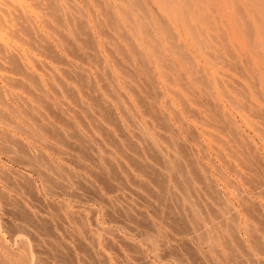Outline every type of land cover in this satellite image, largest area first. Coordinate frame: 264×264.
Wrapping results in <instances>:
<instances>
[{
  "label": "rangeland",
  "instance_id": "obj_1",
  "mask_svg": "<svg viewBox=\"0 0 264 264\" xmlns=\"http://www.w3.org/2000/svg\"><path fill=\"white\" fill-rule=\"evenodd\" d=\"M8 1L0 264H264V0Z\"/></svg>",
  "mask_w": 264,
  "mask_h": 264
},
{
  "label": "bare ground",
  "instance_id": "obj_2",
  "mask_svg": "<svg viewBox=\"0 0 264 264\" xmlns=\"http://www.w3.org/2000/svg\"><path fill=\"white\" fill-rule=\"evenodd\" d=\"M6 1V0H5ZM8 1V0H7ZM15 1V0H14ZM34 1V0H33ZM36 1H39V0H36ZM57 1V0H56ZM85 1V0H84ZM102 1V0H101ZM126 1H128V0H126ZM136 1V0H135ZM183 1V0H182ZM189 1V0H188ZM205 1V0H204ZM3 2V1H2ZM93 2V1H92ZM95 2V1H94ZM106 2V1H105ZM165 2V1H164ZM184 2H186V4L188 3L187 2V0L185 1L184 0ZM189 2H192V1H189ZM197 2V1H196ZM8 3H9V1H8ZM31 3V2H30ZM52 3H54V2H52ZM74 3V2H73ZM133 3V2H132ZM207 3V2H206ZM213 3H215V2H213ZM1 4H3V3H1ZM34 4V3H33ZM32 4V5H33ZM96 4V3H95ZM107 4V3H106ZM105 4V5H106ZM134 4V3H133ZM141 4H143V3H141ZM166 4H167V2H166ZM25 5V4H24ZM29 5V4H28ZM196 5H197V3H196ZM199 5V4H198ZM197 5V6H198ZM5 6V5H4ZM11 6V5H10ZM36 6V5H35ZM40 6V5H39ZM46 6H47V4H46ZM54 6H57L56 4L54 5ZM53 6V7H54ZM63 6V5H62ZM186 6H188V4L186 5ZM185 6V7H186ZM224 6V5H223ZM12 7V6H11ZM22 7V6H21ZM38 7V6H37ZM47 7H49L50 8V6H47ZM52 7V8H53ZM73 7V6H72ZM179 7V6H178ZM19 8V7H18ZM22 8H24V7H22ZM48 8V9H49ZM52 8H50L49 10H51ZM181 8V7H180ZM190 8H191V3H190ZM1 9H3V10H1ZM12 9V8H11ZM45 9H46V7H45ZM55 9V8H54ZM57 9V8H56ZM55 9V10H56ZM146 9V8H145ZM201 9V8H200ZM218 9V8H217ZM0 10L1 11H4L5 10V8H0ZM47 10V9H46ZM53 10V9H52ZM74 10V9H73ZM120 10V9H119ZM205 10V9H204ZM227 10V9H226ZM235 10V9H234ZM186 11V10H185ZM192 11V10H191ZM5 12H6V10H5ZM11 12V11H10ZM59 12V11H58ZM103 12V11H102ZM206 12V11H205ZM236 12V11H235ZM13 13V12H12ZM22 13V12H21ZM46 13V12H45ZM45 13H44V15H45ZM49 13V12H48ZM50 13H51V11H50ZM62 13V12H61ZM194 13V12H193ZM196 13V12H195ZM1 14V13H0ZM47 14V13H46ZM58 14V13H57ZM103 14V13H102ZM124 14V13H123ZM226 15H227V13H225ZM12 15H14V13L12 14ZM80 15V14H79ZM112 15V14H111ZM130 14H128V16H129ZM224 15V14H223ZM7 16V15H6ZM68 16V15H67ZM255 16V15H254ZM8 17V16H7ZM24 17V16H23ZM61 17V16H60ZM66 17V16H65ZM69 17V16H68ZM109 17V16H108ZM176 17V16H175ZM198 17V16H197ZM202 17V16H201ZM205 17V16H204ZM209 17V16H208ZM229 17V16H228ZM1 18V17H0ZM10 18V17H9ZM16 18V17H15ZM14 18V19H15ZM19 18V17H18ZM49 18H53V16H51V17H49ZM112 18V17H111ZM129 18V17H128ZM143 18V17H142ZM219 18V17H218ZM244 18V17H243ZM13 19V18H12ZM17 19V18H16ZM34 19V18H33ZM87 19V18H86ZM108 19V18H107ZM113 19V18H112ZM111 19V20H112ZM156 19V18H155ZM173 19V18H172ZM204 19V18H203ZM255 19V18H254ZM0 20H2L3 21V19H0ZM6 20V19H5ZM17 20H19V19H17ZM20 20H22L21 18H20ZM53 20V19H52ZM57 20V19H56ZM60 20H61V18H60ZM59 20V21H60ZM96 20V19H95ZM200 20V19H199ZM236 20V19H235ZM245 20V19H244ZM6 21H8L9 22V20H6ZM23 21V20H22ZM44 21H45V19H44ZM129 21V20H128ZM205 21V20H204ZM228 21V20H227ZM1 22V21H0ZM24 22V21H23ZM43 22V18H42V21H41V23ZM61 22V21H60ZM59 22V23H60ZM69 22V21H68ZM82 22V21H81ZM3 23V22H2ZM45 23V22H44ZM54 23V22H53ZM120 23V22H119ZM33 24V23H32ZM251 24V23H250ZM2 25V24H1ZM48 25V24H47ZM63 25V24H62ZM72 25V24H71ZM80 25V24H79ZM86 25V24H85ZM113 25V24H112ZM131 25V24H130ZM169 25V24H168ZM240 25V24H239ZM3 26H5V24H3L2 25V27ZM22 26H24V25H22ZM34 26V25H33ZM164 26V25H163ZM178 26V25H177ZM261 26H262V23H261ZM27 27V26H26ZM35 27V26H34ZM50 27V26H49ZM70 27V26H69ZM82 27V26H81ZM151 26H149V28H150ZM159 27V26H158ZM191 27V26H190ZM226 27V26H225ZM51 28V27H50ZM192 28V27H191ZM193 28H194V26H193ZM251 28V27H250ZM253 28V27H252ZM0 29H3V28H0ZM34 29H36V28H34ZM52 29V28H51ZM66 29V28H65ZM115 29V28H114ZM113 29V30H114ZM117 29V28H116ZM151 29H152V27H151ZM249 29V28H248ZM13 30H14V28H13ZM22 30V29H21ZM71 30V29H70ZM123 30V29H122ZM161 30H162V28H161ZM194 30H195V28H194ZM251 30V29H250ZM257 30V29H256ZM24 31V30H23ZM53 31H54V29H53ZM86 31V30H85ZM253 31H254V29H253ZM28 33H29V31H27ZM32 32V31H31ZM87 32V31H86ZM153 32H155V31H153ZM168 32V31H167ZM195 32V31H194ZM8 33V32H7ZM11 33V32H10ZM23 33V32H22ZM21 33V34H22ZM81 33H82V31H81ZM80 33V34H81ZM127 33V32H126ZM152 33V32H151ZM249 33V32H248ZM6 34V33H5ZM13 34H15L14 32H13ZM31 34V33H30ZM59 34V33H58ZM57 34V35H58ZM82 34H84V33H82ZM102 34V33H101ZM128 34V33H127ZM137 34V33H136ZM192 34H195V33H192ZM12 35V34H11ZM41 35V34H40ZM90 35V34H89ZM123 35V34H122ZM8 36V35H7ZM14 36V35H13ZM17 36V35H16ZM28 36V35H27ZM43 36V35H42ZM59 36V35H58ZM61 36H62V34H61ZM74 36V35H73ZM111 36V35H110ZM118 36V35H117ZM124 36V35H123ZM44 37V36H43ZM60 37V36H59ZM67 37V36H66ZM76 37V36H75ZM221 37V36H220ZM12 38V37H11ZM10 38V39H11ZM29 38V37H28ZM62 38V37H61ZM121 38H122V36H121ZM151 38V37H150ZM159 38V37H158ZM30 39V38H29ZM45 39V38H44ZM77 39V38H76ZM85 39V38H84ZM138 39V38H137ZM63 40V39H62ZM65 40V39H64ZM159 40V39H158ZM33 42V41H32ZM35 42V41H34ZM44 42V41H43ZM69 42H71V41H69ZM68 42V43H69ZM79 42V41H78ZM157 42H159V41H157ZM156 42V43H157ZM256 42V41H255ZM36 43V42H35ZM64 43V42H63ZM66 43V42H65ZM73 43V42H72ZM131 43V42H130ZM249 43V42H248ZM10 44V43H9ZM74 44V43H73ZM132 44V43H131ZM150 44V43H149ZM2 45V44H1ZM0 45V46H1ZM13 45V44H12ZM37 45H39V44H37ZM36 45V46H37ZM44 45H45V43H44ZM57 45V44H56ZM77 45V44H76ZM173 45V44H172ZM175 45H176V43H175ZM30 46V45H29ZM35 46V47H36ZM59 46V45H58ZM237 46V45H236ZM5 47V46H4ZM47 47V46H46ZM46 47H44V48H46ZM63 47V46H62ZM260 47V46H259ZM258 47V48H259ZM29 48V47H28ZM77 48V47H76ZM96 48V47H95ZM163 48V47H162ZM73 49V48H72ZM139 49V48H138ZM154 49V48H153ZM36 50V49H35ZM97 50V49H96ZM112 50V49H111ZM125 50V49H124ZM164 51L166 50V48L165 49H163ZM5 51H6V48H5ZM41 51V50H40ZM82 51H84V49H82ZM167 51V50H166ZM96 52V51H95ZM137 52H138V50H137ZM140 52H142V51H140ZM153 52V51H152ZM88 53H90V52H88ZM97 53V52H96ZM9 54V53H8ZM133 54V53H132ZM136 54V53H135ZM141 54H143V53H141ZM228 54V53H227ZM73 55V54H72ZM79 55H82V54H79ZM95 55V54H94ZM134 55V54H133ZM137 55V54H136ZM182 55H183V53H182ZM9 56V55H8ZM59 56V55H58ZM86 56V55H85ZM84 56V57H85ZM140 56V55H139ZM144 56V55H143ZM5 57H7V56H5ZM11 57V56H10ZM73 57V56H72ZM81 57V56H80ZM142 57V56H141ZM186 57V56H185ZM50 58V57H49ZM56 58V57H55ZM136 58V57H135ZM156 58V57H155ZM179 58V57H178ZM181 58V57H180ZM94 59V58H93ZM142 59V58H141ZM166 59V58H165ZM7 60V59H6ZM9 60V59H8ZM34 60V59H33ZM62 60V59H61ZM132 60V59H131ZM4 61V60H3ZM11 61L12 60H10V63H11ZM102 61V60H101ZM114 61V60H113ZM115 62V61H114ZM221 62V61H220ZM226 62V61H225ZM6 63V62H5ZM9 63V64H10ZM16 63V62H15ZM116 63V62H115ZM140 63V62H139ZM195 63V62H194ZM128 64V63H127ZM148 64V63H147ZM163 64V63H162ZM235 64V63H234ZM2 65V64H1ZM0 65V67L2 68V66ZM14 65V64H13ZM37 65V64H36ZM145 65V64H144ZM164 65V64H163ZM46 66H48V65H46ZM76 66V65H75ZM4 67V66H3ZM11 67L12 68H14L12 65H11ZM45 67V66H44ZM231 67V66H230ZM234 67V66H233ZM5 68V67H4ZM11 68V69H12ZM48 68V67H47ZM128 68V67H127ZM15 69V68H14ZM19 69V68H18ZM121 69V68H120ZM125 69V68H124ZM131 69V68H130ZM137 69V68H136ZM3 70V69H2ZM122 70V69H121ZM134 70V69H133ZM160 70V69H159ZM200 70V69H199ZM198 70V71H199ZM233 70V69H232ZM242 70V69H241ZM30 71V70H29ZM123 71V70H122ZM137 71V70H136ZM145 71V70H144ZM187 71V70H186ZM197 71V72H198ZM23 72V71H22ZM73 72V71H72ZM79 72V71H78ZM180 72V71H179ZM243 72V71H242ZM163 73V72H162ZM34 74V73H33ZM70 74V73H69ZM135 74V73H134ZM27 75V74H26ZM25 75V76H26ZM47 75V74H46ZM78 75V74H77ZM183 75V74H182ZM99 76V75H98ZM8 77V79H9V76H7ZM114 77V76H113ZM182 77V76H181ZM26 78V77H25ZM28 78V77H27ZM33 78V77H32ZM56 78V77H55ZM55 78H53L54 80H56ZM71 78V77H70ZM104 78V77H103ZM120 78H122V77H120ZM154 78V77H153ZM168 78V77H167ZM191 78V77H190ZM233 78V77H232ZM72 79V78H71ZM132 79V78H131ZM11 79H9L8 81H10ZM95 80V79H94ZM113 80V79H112ZM152 80V79H151ZM167 80V79H166ZM200 80V79H199ZM7 81V83H9ZM71 81V80H70ZM146 81V80H145ZM172 81V80H171ZM194 81V80H193ZM11 82V81H10ZM33 82V81H32ZM37 82V81H36ZM63 82V81H62ZM108 82H110V81H108ZM127 82V81H126ZM125 82V83H126ZM141 82V81H140ZM153 82H156V80L154 81L153 80ZM12 84L14 83V81L13 82H11ZM152 83V82H151ZM10 84V83H9ZM21 84V83H20ZM23 84V83H22ZM63 84V83H62ZM100 84V83H99ZM128 85V84H127ZM126 85V86H127ZM165 85V84H164ZM187 85V84H186ZM60 86V85H59ZM81 86V85H80ZM96 86V85H95ZM116 86V85H115ZM180 86V85H179ZM53 87V86H52ZM36 88V87H35ZM69 88V87H68ZM181 88H182V86H181ZM195 88V87H194ZM209 88V87H208ZM29 90H31V89H29ZM142 90V89H141ZM168 90H170V89H168ZM210 90V89H209ZM32 91V90H31ZM80 91V90H79ZM118 91V90H117ZM145 91H146V89H145ZM160 91V90H159ZM171 91V90H170ZM176 91V90H175ZM190 91V90H189ZM71 92V91H70ZM97 92V91H96ZM119 92V91H118ZM117 92V93H118ZM188 92V91H187ZM81 93V92H80ZM121 93V92H120ZM137 93V92H136ZM197 93V92H196ZM210 93V92H209ZM259 93V92H258ZM7 94V93H6ZM89 94V93H88ZM116 94V93H115ZM146 94V93H145ZM152 94V93H151ZM162 95V94H161ZM116 96H117V94H116ZM91 97V96H90ZM112 97V96H111ZM121 97H123V96H121ZM120 97V98H121ZM175 97V96H174ZM231 97V96H230ZM246 97V96H245ZM126 98V97H125ZM137 98H138V96H137ZM136 99V98H135ZM204 99V98H203ZM206 99V98H205ZM207 99H208V97H207ZM114 100H115V98H114ZM118 100V99H117ZM155 100H156V98H155ZM198 100V99H197ZM1 101V100H0ZM90 101V100H89ZM102 101V100H101ZM152 101V100H151ZM207 101V100H206ZM216 101V100H215ZM251 101V100H250ZM13 102V101H12ZM97 102V101H96ZM108 102V101H107ZM193 102V101H192ZM5 103V102H4ZM14 103V102H13ZM91 103V102H90ZM136 103H137V101H136ZM152 103V102H151ZM218 103V102H217ZM217 103H216V105H217ZM0 104H2V103H0ZM206 104V103H205ZM215 104V103H214ZM3 105V104H2ZM5 105V104H4ZM9 105V104H8ZM18 105V104H17ZM150 105V104H149ZM152 105V104H151ZM201 105V104H200ZM22 106V105H21ZM190 106V105H189ZM80 107V106H79ZM33 108V107H32ZM126 108V107H125ZM142 108V107H141ZM216 108V107H215ZM222 108V107H221ZM23 109V108H22ZM68 109V108H67ZM128 109V108H127ZM172 109V108H171ZM212 109H214V108H212ZM217 109V108H216ZM13 110V109H12ZM96 110V109H95ZM102 110V109H101ZM173 110V109H172ZM97 111H98V109H97ZM175 111V110H174ZM213 111V110H212ZM214 111H216V110H214ZM10 112V111H9ZM157 112V111H156ZM194 112V111H193ZM197 112V111H196ZM1 113V112H0ZM143 113V112H142ZM178 113V112H177ZM23 114V113H22ZM91 114V113H90ZM97 114V113H96ZM176 114V113H175ZM187 114V113H186ZM192 114V113H191ZM194 114V113H193ZM14 115V114H13ZM188 115V114H187ZM198 115V114H197ZM196 115V116H197ZM3 116V115H2ZM1 116V117H2ZM41 116V115H40ZM63 116V115H62ZM105 116V115H104ZM165 116V115H164ZM179 116V115H178ZM216 116H219V115H216ZM43 117V116H42ZM125 117V116H124ZM5 118V117H4ZM19 118V117H18ZM17 118V119H18ZM153 118V117H152ZM176 118V117H175ZM216 118V117H215ZM226 118V117H225ZM6 119V118H5ZM33 119V118H32ZM31 119V120H32ZM126 119V118H125ZM132 119V118H131ZM218 119V118H217ZM216 119V120H217ZM231 119V118H230ZM117 120V119H116ZM124 120V119H123ZM176 120V119H175ZM219 120V119H218ZM41 121V120H40ZM39 121V122H40ZM148 121V120H147ZM163 121V120H162ZM197 121H198V119H197ZM221 121V120H220ZM46 122V121H45ZM97 122V121H96ZM117 122V121H116ZM130 122V121H129ZM134 122V121H133ZM169 122V121H168ZM223 122V121H222ZM225 122V121H224ZM11 123V122H10ZM9 123V124H10ZM93 123V122H92ZM125 123V122H124ZM139 123V122H138ZM227 123V122H226ZM225 123V124H226ZM12 124V123H11ZM47 124V123H46ZM131 124V123H130ZM156 123H154V125H155ZM185 124V123H184ZM235 124V123H234ZM70 125V124H69ZM97 125H98V123H97ZM100 125V124H99ZM125 125V124H124ZM152 125V124H151ZM157 125V124H156ZM161 125H165V124H161ZM12 126V125H11ZM20 126V125H19ZM35 126V125H34ZM138 126V125H137ZM141 126V125H140ZM168 126V125H167ZM221 126V125H220ZM232 126H234V125H232ZM264 126V125H263ZM151 127V126H150ZM156 127V126H155ZM12 128H14V129H16L15 127H12ZM31 128V127H30ZM29 128V129H30ZM105 128V127H104ZM158 128V127H157ZM162 128V127H161ZM220 128V127H219ZM19 129V128H18ZM41 129V128H40ZM95 129V128H94ZM192 129V128H191ZM221 129V128H220ZM225 129H227V128H225ZM228 129H229V127H228ZM233 129H235V127L233 128ZM28 130V129H27ZM31 130V129H30ZM116 130V129H115ZM50 131V130H49ZM53 131V130H52ZM54 131H55V129H54ZM26 132V131H25ZM43 132V131H42ZM105 132V131H104ZM124 132V131H123ZM235 133H236V131H234ZM34 133V132H33ZM53 133V132H52ZM119 133V132H118ZM178 133V132H177ZM225 133V132H224ZM36 134V133H35ZM67 134V133H66ZM120 134V133H119ZM227 134V133H226ZM229 134V133H228ZM2 135H4V133L2 134ZM39 135V134H38ZM194 135V134H193ZM210 135V134H209ZM231 135V134H230ZM33 137V136H32ZM56 137V136H55ZM70 137V136H69ZM86 137V136H85ZM84 137V138H85ZM153 137V136H152ZM231 137V136H230ZM3 138H5V137H3ZM8 138V137H7ZM135 138V137H134ZM219 138H221V137H219ZM246 138V137H245ZM6 139V138H5ZM11 139V138H10ZM88 139V138H87ZM123 139V138H122ZM161 139V138H160ZM176 139V138H175ZM228 139V138H227ZM33 140H34V138H33ZM1 141V140H0ZM56 141V140H55ZM166 141V140H165ZM168 141V140H167ZM13 142V141H12ZM38 142V141H37ZM95 142V141H94ZM2 143V142H1ZM147 143V142H146ZM168 143V142H167ZM200 143V142H199ZM235 143V142H234ZM16 144V143H15ZM69 144V143H68ZM137 144V143H136ZM176 144V143H175ZM242 144V143H241ZM98 145H99V143H98ZM238 145V144H237ZM245 145V144H244ZM6 146V145H5ZM44 146V145H43ZM93 146V145H92ZM122 146V145H121ZM204 146V145H203ZM249 146V145H248ZM16 147V146H15ZM126 147V146H125ZM163 147V146H162ZM161 147V148H162ZM205 147V146H204ZM82 148V147H81ZM136 148V147H135ZM164 148V147H163ZM182 148V147H181ZM50 149V148H49ZM199 149H201V148H199ZM225 149H227V148H225ZM17 150V149H16ZM102 150V149H101ZM104 150V149H103ZM218 150V149H217ZM242 150V149H241ZM19 151V150H18ZM99 151V150H98ZM105 151V150H104ZM148 152H149V150H147ZM206 151V150H205ZM204 151V152H205ZM107 152V151H106ZM125 152V151H124ZM127 152V151H126ZM231 152H232V150H231ZM230 152V153H231ZM240 152V151H239ZM252 152V151H251ZM20 153V152H19ZM26 153V152H25ZM54 153V152H53ZM97 153V152H96ZM113 153V152H112ZM229 153V154H230ZM242 153H243V151H242ZM109 154V153H108ZM135 154H136V152H135ZM140 154V153H139ZM185 154V153H184ZM202 154V153H201ZM207 154V153H206ZM227 154H228V152H227ZM27 155V154H26ZM39 155V154H38ZM99 155V154H98ZM209 154H207V156H208ZM152 156V155H151ZM172 156V155H171ZM223 156V155H222ZM13 157V156H12ZM30 157V156H29ZM32 157V156H31ZM165 157V156H164ZM204 157V156H203ZM232 157H233V155H232ZM35 158V157H34ZM163 158V157H162ZM239 158V157H238ZM18 159V158H17ZM21 159V158H20ZM19 159V160H20ZM119 159V158H118ZM164 159V158H163ZM193 159H194V157H193ZM222 159V158H221ZM24 160H25V158H24ZM36 159H34V160H32V161H35ZM144 160V159H143ZM146 160V159H145ZM151 160V159H150ZM153 160V159H152ZM177 160V159H176ZM219 160V159H218ZM228 160V159H227ZM257 160V159H256ZM21 161V160H20ZM30 161V160H29ZM28 161V162H29ZM66 161V160H65ZM112 161V160H111ZM119 161V160H118ZM241 161H243V160H241ZM27 162V161H26ZM39 162V161H38ZM76 162V161H75ZM174 162H175V160H174ZM225 162V161H224ZM262 162V161H261ZM22 163H23V161H22ZM47 163V162H46ZM99 163V162H98ZM128 163V162H127ZM165 163V162H164ZM194 163H195V161H194ZM211 163V162H210ZM61 164V163H60ZM106 164V163H105ZM112 164V163H111ZM250 164V163H249ZM39 165V164H38ZM94 165V164H93ZM163 165V164H162ZM188 165V164H187ZM215 165V164H214ZM230 165H232V164H230ZM241 165V164H240ZM51 166V165H50ZM49 166V167H50ZM189 166V165H188ZM226 166H228V165H226ZM104 167V166H103ZM126 167V166H125ZM150 167V166H149ZM255 167V166H254ZM39 168V167H38ZM178 168V167H177ZM218 168V167H217ZM232 168V167H231ZM234 168V167H233ZM34 169V168H33ZM55 169V168H54ZM106 169V168H105ZM127 169V168H126ZM170 169V168H169ZM186 169V168H185ZM237 169V168H236ZM43 170V169H42ZM48 170V169H47ZM72 170V169H71ZM99 170V169H98ZM164 170V169H163ZM204 170V169H203ZM233 170V169H232ZM235 170V169H234ZM255 170V169H254ZM253 170V171H254ZM116 171V170H115ZM190 171V170H189ZM36 172V171H35ZM42 172V171H41ZM55 172V171H54ZM71 172V171H70ZM118 172V171H117ZM193 172V171H192ZM255 172V171H254ZM260 172V171H259ZM49 173V172H48ZM52 173V172H51ZM197 173V172H196ZM57 174V173H56ZM70 174V173H69ZM116 174V173H115ZM200 174V173H199ZM237 174V173H236ZM76 175H77V173H76ZM102 175V174H101ZM218 175V174H217ZM235 175V174H234ZM250 175V174H249ZM252 175V174H251ZM257 175V177H258V174H256ZM262 175V174H261ZM40 176V175H39ZM50 176V175H49ZM196 176V175H195ZM241 176V175H240ZM255 176V175H254ZM43 177V176H42ZM41 177V178H42ZM77 177V176H76ZM114 177V176H113ZM154 177V176H153ZM178 177V176H177ZM238 177H239V175H238ZM250 177H252V176H250ZM256 177V176H255ZM254 177V178H255ZM256 177V178H257ZM264 177V176H263ZM40 178V177H39ZM50 178V177H49ZM69 178V177H68ZM98 178V177H97ZM167 178V177H166ZM227 178V177H226ZM247 178V177H246ZM255 178V179H256ZM110 179V178H109ZM135 179V178H134ZM140 179V178H139ZM243 179V178H242ZM254 179V180H255ZM261 179V178H260ZM65 180V179H64ZM79 180V179H78ZM253 180V179H252ZM44 181V180H43ZM98 181V180H97ZM146 181V180H145ZM228 181V180H227ZM246 181H247V179H246ZM141 182V181H140ZM166 182H168V181H166ZM173 182V181H172ZM183 182V181H182ZM230 182V181H229ZM243 182V181H242ZM248 182V181H247ZM257 182V181H256ZM255 182V183H256ZM91 183V182H90ZM132 183H133V181H132ZM231 183V182H230ZM251 183V182H250ZM260 183V182H259ZM53 184V183H52ZM139 184V183H138ZM174 184V183H173ZM225 184H226V182H225ZM75 185V184H74ZM87 185V184H86ZM123 185H125V183H123ZM193 185V184H192ZM195 185V184H194ZM229 185V184H228ZM51 186V185H50ZM56 186V185H55ZM105 186V185H104ZM143 186V185H142ZM165 186V185H164ZM230 186V185H229ZM255 186V185H254ZM258 186V185H257ZM45 187V186H44ZM75 187V186H74ZM77 187V186H76ZM106 187V186H105ZM141 187V186H140ZM167 187V186H166ZM181 187V186H180ZM236 187V186H235ZM239 187V186H238ZM260 187V186H259ZM262 187H264V185L262 186ZM49 188V187H48ZM55 188V187H54ZM73 188V187H72ZM90 188V187H89ZM191 188V187H190ZM61 189V188H60ZM63 189V188H62ZM157 189V188H156ZM67 190V189H66ZM65 190V191H66ZM74 190H76V189H74ZM91 190V189H90ZM106 190V189H105ZM160 190V189H159ZM168 190V189H167ZM171 190V189H170ZM253 190V189H252ZM48 191V190H47ZM68 191V190H67ZM189 191V190H188ZM81 192V191H80ZM186 192V191H185ZM201 192V191H200ZM95 193V192H94ZM165 193V192H164ZM238 193V192H237ZM240 193V192H239ZM48 194V193H47ZM53 194V193H52ZM70 194H72V193H70ZM82 194H84V193H82ZM172 194V193H171ZM213 194V193H212ZM51 195V194H50ZM64 195V194H63ZM190 195V194H189ZM86 196V195H85ZM157 196V195H156ZM192 196V195H191ZM171 197V196H170ZM71 198H73V197H71ZM115 198V197H114ZM172 198V197H171ZM74 200L76 199V198H73ZM156 200V199H155ZM204 200V199H203ZM111 202V201H110ZM157 202V201H156ZM199 202V201H198ZM230 202V201H229ZM248 202V201H247ZM249 203V202H248ZM248 203H246V204H248ZM255 203V202H254ZM109 204V203H108ZM194 204V203H193ZM216 204V203H215ZM238 204V203H237ZM250 204V203H249ZM155 205V204H154ZM252 205V204H251ZM62 206V205H61ZM68 206V205H67ZM126 206V205H125ZM128 206V205H127ZM246 206V205H245ZM253 206V205H252ZM31 207V206H30ZM240 207V206H239ZM244 207V206H243ZM249 207V206H248ZM109 208V207H108ZM220 208V207H219ZM245 208V207H244ZM251 208V207H250ZM113 209V208H112ZM112 209H110L111 211H112ZM166 209V208H165ZM176 209H177V207H176ZM248 210V209H247ZM260 210V209H259ZM138 211V210H137ZM143 211V210H142ZM187 211V210H186ZM158 212V211H157ZM205 212V211H204ZM260 212H261V210H260ZM90 213V212H89ZM208 213V212H207ZM175 214V213H174ZM70 215V214H69ZM180 215V214H179ZM199 215V214H198ZM202 215V214H201ZM245 215V214H244ZM33 216V215H32ZM174 216V215H173ZM192 216V215H191ZM233 216V215H232ZM246 216V215H245ZM73 217V216H72ZM76 217V216H75ZM252 217V216H251ZM74 218V217H73ZM171 218V217H170ZM185 218V217H184ZM199 218V217H198ZM217 218V217H216ZM215 218V219H216ZM233 218V217H232ZM236 218V217H235ZM112 219V218H111ZM110 220V219H109ZM165 220V219H164ZM188 220H190V219H188ZM232 220V219H231ZM77 221V220H76ZM113 221V220H112ZM155 221V220H154ZM178 221V220H177ZM193 221V220H192ZM199 221V220H198ZM122 222V221H121ZM255 222V221H254ZM87 223V222H86ZM189 223V222H188ZM238 223V222H237ZM145 224V223H144ZM167 224V223H166ZM259 224V223H258ZM85 225V224H84ZM190 225V224H189ZM205 225V224H204ZM235 225V224H234ZM140 226V225H139ZM150 226V225H149ZM145 227H147V226H145ZM144 227V228H145ZM161 227V226H160ZM165 227V226H164ZM168 227V226H167ZM179 227V226H178ZM181 228V227H180ZM203 228V227H202ZM219 228V227H218ZM227 228V227H226ZM148 229V228H147ZM171 229V228H170ZM209 229V228H208ZM217 229V228H216ZM228 229V228H227ZM263 229V228H262ZM131 230V229H130ZM188 230V229H187ZM229 230V229H228ZM173 231V230H172ZM186 231V230H185ZM218 231V230H217ZM117 232V231H116ZM212 232V231H211ZM221 232V231H220ZM73 233V232H72ZM155 233V232H154ZM159 233V232H158ZM187 233V232H186ZM219 233V232H218ZM233 233V232H232ZM78 235V234H77ZM141 235H144V234H141ZM166 235V234H165ZM205 235V234H204ZM150 236V235H149ZM225 236V235H224ZM239 236V235H238ZM258 236H260V235H258ZM79 237V236H78ZM145 237V236H144ZM170 237V236H169ZM174 237V236H173ZM201 237V236H200ZM207 237V236H206ZM221 237V236H220ZM72 238V237H71ZM249 238V237H248ZM254 238V237H253ZM167 239V238H166ZM195 239V238H194ZM217 239V238H216ZM132 240V239H131ZM151 240V239H150ZM156 240V239H155ZM154 240V241H155ZM165 240V239H164ZM177 240V239H176ZM218 240V239H217ZM220 240V239H219ZM262 240V239H261ZM60 241V240H59ZM105 241V240H104ZM126 241V240H125ZM154 241H152V243L154 242ZM180 241V240H179ZM184 241V240H183ZM1 243H2V241H0ZM111 242V241H110ZM1 243H0V245H1ZM86 243V242H85ZM127 243V242H126ZM156 243V242H155ZM163 243V242H162ZM182 243V242H181ZM190 243V242H189ZM216 243H217V241H216ZM215 243V244H216ZM229 243V242H228ZM254 243V242H253ZM175 244V243H174ZM225 244V243H224ZM80 245V244H79ZM105 245V244H104ZM109 245V244H108ZM121 245V244H120ZM162 245V244H161ZM241 245V244H240ZM2 246V245H1ZM76 246V245H75ZM150 246V245H149ZM153 246V245H152ZM155 246V245H154ZM169 246V245H168ZM182 246V245H181ZM217 246V245H216ZM237 246V245H236ZM2 247H4V246H2ZM64 247V246H63ZM128 247V246H127ZM193 247V246H192ZM253 247V246H252ZM124 248V247H123ZM152 248V247H151ZM219 248V247H218ZM244 248V247H243ZM108 249V248H107ZM114 249V248H113ZM112 249V250H113ZM140 249V248H139ZM87 250V249H86ZM133 250V249H132ZM174 250V249H173ZM195 250V249H194ZM222 250V249H221ZM230 250V249H229ZM59 251V250H58ZM64 251V250H63ZM135 251H136V248H135ZM177 252V251H176ZM64 253V252H63ZM119 253V252H118ZM134 253V252H133ZM226 253V252H225ZM236 253V252H235ZM259 253V252H258ZM55 254V253H54ZM144 254V253H143ZM93 255V254H92ZM139 255V254H138ZM177 255V254H176ZM226 255V254H225ZM22 256V255H21ZM127 256V255H126ZM158 256V255H157ZM228 256V255H227ZM96 257V256H95ZM94 257V258H95ZM194 257V256H193ZM225 257V256H224ZM23 259H24V257H22ZM63 258V257H62ZM81 258V257H80ZM87 258V257H86ZM104 258V257H103ZM159 258V257H158ZM239 258V257H238ZM54 259V258H53ZM125 259V258H124ZM135 259V258H134ZM223 259V258H222ZM237 259V258H236ZM64 260V259H63ZM92 260V259H91ZM238 260V259H237ZM41 261V260H40ZM87 261V260H86ZM223 261V260H222ZM244 261V260H243ZM262 261V260H261ZM44 262V261H43ZM60 262V261H59ZM76 262V261H75ZM107 262V261H106ZM182 262V261H181ZM28 263V262H27ZM96 263V262H95ZM108 263V262H107ZM132 263V262H131ZM215 263V262H214ZM246 263V262H245ZM255 263V262H254ZM257 263V262H256ZM44 264V263H43ZM164 264V263H163ZM232 264V263H231ZM244 264V263H243Z\"/></svg>",
  "mask_w": 264,
  "mask_h": 264
}]
</instances>
